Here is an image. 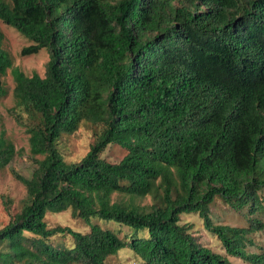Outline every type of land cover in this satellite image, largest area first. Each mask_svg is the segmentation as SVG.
<instances>
[{
  "label": "trees",
  "instance_id": "16d2710c",
  "mask_svg": "<svg viewBox=\"0 0 264 264\" xmlns=\"http://www.w3.org/2000/svg\"><path fill=\"white\" fill-rule=\"evenodd\" d=\"M0 21L48 52L43 75L13 66L0 30L2 78L11 69L8 109L28 135L30 171L12 170L25 195H0V264H107L127 247L140 264H232L182 223L197 213L225 253L264 264L248 227L214 222L220 197L248 216L264 207V0H0ZM95 138L78 160L59 148L83 122ZM125 148L118 160L102 153ZM0 137V169L20 154ZM121 194L119 199L112 198ZM148 196L149 205L135 198ZM70 210L88 226H48V212ZM128 226V240L92 222ZM145 230L146 236L137 232ZM69 235L70 246L52 244Z\"/></svg>",
  "mask_w": 264,
  "mask_h": 264
},
{
  "label": "rangeland",
  "instance_id": "374dc122",
  "mask_svg": "<svg viewBox=\"0 0 264 264\" xmlns=\"http://www.w3.org/2000/svg\"><path fill=\"white\" fill-rule=\"evenodd\" d=\"M0 30L4 34L3 48L9 53L12 58L13 66H17L25 74L31 75L33 72L39 75L44 74L45 64L48 61V52L45 48H41L37 53L24 55L20 54L21 48L31 44L26 37L20 34L15 28L4 24L0 21ZM6 93L0 97V137L12 141L15 148L21 153L16 155L14 159L0 169V195L7 196L12 199L10 213L19 210L22 200L25 195V188L12 173L15 170L23 175H28L30 171V160L28 151V141L24 127L16 123L13 116L8 113V109L14 105V80L11 69H7L6 74L2 78ZM94 128L83 121L78 129L73 134H64L59 142V148L63 158L67 162L78 161L88 150L90 143L94 140ZM126 153L125 148L118 144L109 145L102 155L108 160H118ZM121 194L114 193L112 198L119 199ZM135 202L140 205H149L150 199L148 196L137 197ZM210 216L214 222L219 224H229L233 226L248 227V217L260 218L264 221V207L260 212L248 216L245 208L235 210L230 208L220 197H215L210 204ZM9 213L6 211L0 199V227L4 226L9 221ZM182 223L191 224V231L196 236L197 240L204 245L209 246L213 251L219 252L228 257L232 264H251L244 262L237 256H228L218 239L208 232L202 224V220L197 213H182L180 215ZM45 220L48 226L56 224L66 225L74 230L86 232L89 226L80 218H73L70 210H65L59 213L48 212ZM92 222L98 223L103 227L115 230L118 235L128 240L132 229L128 226L117 224L104 219L92 218ZM138 236H146V231L137 232ZM253 244L248 246V250L260 252L264 250V230L256 231L251 234ZM52 244L70 246L71 238L69 235H55L49 239ZM107 264H140L139 258L133 251L127 247L122 248L116 255H112L106 259Z\"/></svg>",
  "mask_w": 264,
  "mask_h": 264
}]
</instances>
